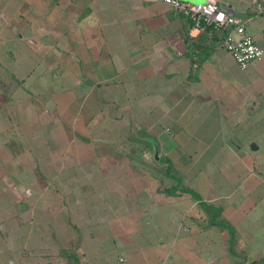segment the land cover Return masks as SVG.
I'll return each mask as SVG.
<instances>
[{
    "label": "crops",
    "instance_id": "0c3cea01",
    "mask_svg": "<svg viewBox=\"0 0 264 264\" xmlns=\"http://www.w3.org/2000/svg\"><path fill=\"white\" fill-rule=\"evenodd\" d=\"M180 1L246 20L261 59L239 70L162 2L0 0V139L19 141L8 162L29 146L43 162L13 183L28 201L0 264H260L264 0ZM151 142L158 161L126 152ZM201 203L233 229V254Z\"/></svg>",
    "mask_w": 264,
    "mask_h": 264
},
{
    "label": "rangeland",
    "instance_id": "374dc122",
    "mask_svg": "<svg viewBox=\"0 0 264 264\" xmlns=\"http://www.w3.org/2000/svg\"><path fill=\"white\" fill-rule=\"evenodd\" d=\"M260 6V4H258ZM261 7V6H260ZM262 8V7H261ZM35 53V54H34ZM29 56L32 58L39 59L41 58V53L31 51ZM53 57V55H52ZM2 96V94H0ZM6 99V97H5ZM1 100L0 102H2ZM50 125V124H49ZM14 128V127H13ZM16 130L13 134H15ZM145 137V136H144ZM155 138V137H154ZM18 143L19 141L12 140V143H5V139L1 134L0 139V250L2 255V247L4 244L3 237L4 235L10 234L9 232L16 230L17 234L23 232L22 229V222L24 219V206L23 208L19 207L20 204L24 205L28 200L25 197L24 193H17L15 186H23L24 183L32 182L34 178H38L37 176H41L40 167L43 166V162H38V157L36 156V151L34 147H27L26 150L30 152V155H26V162L23 161V157L20 156L16 158L12 162H8L6 151L11 152L13 154L16 153V150L19 149L18 146L14 143ZM151 141V140H150ZM5 143V144H4ZM126 147H115L113 152H125L124 149ZM22 151L23 148H20ZM142 151H148L149 155L152 158V146L148 145H131L127 147L126 152L130 154H139ZM12 155V154H11ZM153 160V158H152ZM32 167V169L30 168ZM162 167V168H161ZM160 168L163 169L164 167L161 166ZM165 169V168H164ZM7 175H9L7 177ZM24 182V183H23ZM52 185L49 187L52 190L53 182L50 181ZM181 186V185H180ZM183 187H180V189ZM30 189H35L33 185L30 184ZM46 195L48 192L46 191ZM45 197V195H44ZM9 220L19 221V226H10ZM3 236V237H2Z\"/></svg>",
    "mask_w": 264,
    "mask_h": 264
},
{
    "label": "built area",
    "instance_id": "2783aa9c",
    "mask_svg": "<svg viewBox=\"0 0 264 264\" xmlns=\"http://www.w3.org/2000/svg\"><path fill=\"white\" fill-rule=\"evenodd\" d=\"M170 6L177 13L192 20L199 32L210 31L217 36L218 46L226 51L238 69L246 70L261 59L263 49L246 31V20L234 15L230 10L213 2L191 4L180 0H151ZM257 10L262 8L257 5Z\"/></svg>",
    "mask_w": 264,
    "mask_h": 264
},
{
    "label": "trees",
    "instance_id": "16d2710c",
    "mask_svg": "<svg viewBox=\"0 0 264 264\" xmlns=\"http://www.w3.org/2000/svg\"><path fill=\"white\" fill-rule=\"evenodd\" d=\"M145 145L150 146L148 143H145ZM169 169V168H168ZM176 189L180 188V183L179 181L176 183L175 186ZM175 190V189H174ZM181 190H184L185 192L189 193L191 196H193L195 199H198V195L195 194L193 191H191L190 189H186V188H181ZM173 193V190L169 191ZM201 208L206 212L208 218H209V223L213 226H218L220 228H224L225 230H227L228 233V251L230 253L233 254V241H234V231L233 229L229 226V225H223L221 223H217L215 221L216 217L219 215L220 210L214 206L211 205H206L204 203H201ZM260 264H264V258L262 260L259 261Z\"/></svg>",
    "mask_w": 264,
    "mask_h": 264
},
{
    "label": "water",
    "instance_id": "95a60500",
    "mask_svg": "<svg viewBox=\"0 0 264 264\" xmlns=\"http://www.w3.org/2000/svg\"><path fill=\"white\" fill-rule=\"evenodd\" d=\"M152 143V158L154 161H158L159 160V151H158V147L155 145V143Z\"/></svg>",
    "mask_w": 264,
    "mask_h": 264
}]
</instances>
